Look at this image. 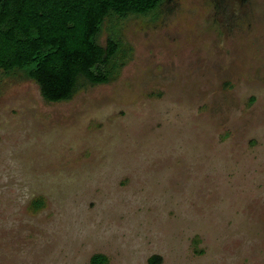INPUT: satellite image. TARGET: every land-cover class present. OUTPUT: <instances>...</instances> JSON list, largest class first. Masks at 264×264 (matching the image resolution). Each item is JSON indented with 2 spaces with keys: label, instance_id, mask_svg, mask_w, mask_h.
<instances>
[{
  "label": "rangeland",
  "instance_id": "374dc122",
  "mask_svg": "<svg viewBox=\"0 0 264 264\" xmlns=\"http://www.w3.org/2000/svg\"><path fill=\"white\" fill-rule=\"evenodd\" d=\"M110 38L66 102L0 70V264H264V0H163Z\"/></svg>",
  "mask_w": 264,
  "mask_h": 264
},
{
  "label": "trees",
  "instance_id": "16d2710c",
  "mask_svg": "<svg viewBox=\"0 0 264 264\" xmlns=\"http://www.w3.org/2000/svg\"><path fill=\"white\" fill-rule=\"evenodd\" d=\"M163 0H0V70L19 71L35 82L49 103L69 101L81 79L105 84L107 68L120 50L115 38L106 47L97 38L107 18L146 16ZM36 208L41 207L35 202ZM154 256L148 264H159ZM90 264H107L94 255Z\"/></svg>",
  "mask_w": 264,
  "mask_h": 264
}]
</instances>
